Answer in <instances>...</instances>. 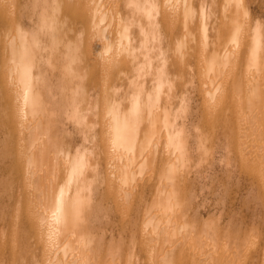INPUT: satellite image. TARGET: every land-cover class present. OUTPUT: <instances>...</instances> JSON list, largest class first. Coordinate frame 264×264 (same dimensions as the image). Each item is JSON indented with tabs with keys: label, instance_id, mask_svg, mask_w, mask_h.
<instances>
[{
	"label": "bare ground",
	"instance_id": "6f19581e",
	"mask_svg": "<svg viewBox=\"0 0 264 264\" xmlns=\"http://www.w3.org/2000/svg\"><path fill=\"white\" fill-rule=\"evenodd\" d=\"M257 15L248 0H0V264L251 262V228L201 216L190 172L233 153L264 192Z\"/></svg>",
	"mask_w": 264,
	"mask_h": 264
},
{
	"label": "rangeland",
	"instance_id": "374dc122",
	"mask_svg": "<svg viewBox=\"0 0 264 264\" xmlns=\"http://www.w3.org/2000/svg\"><path fill=\"white\" fill-rule=\"evenodd\" d=\"M251 10H255L257 19L264 22V0H248ZM194 102L198 101L196 91ZM200 164L191 166V186L196 192L195 199L198 201V209L201 216L208 215L207 207L212 211H222L224 223L239 224L245 230L250 229V245L256 257L247 259V264H255L254 259L264 251V192L257 185V179L247 175L244 169L236 162L233 153L230 159L214 154ZM233 158V159H232ZM229 163H225V161Z\"/></svg>",
	"mask_w": 264,
	"mask_h": 264
}]
</instances>
